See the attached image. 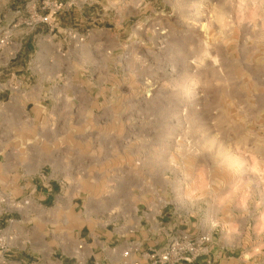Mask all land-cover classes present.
Wrapping results in <instances>:
<instances>
[{
	"label": "rangeland",
	"instance_id": "rangeland-1",
	"mask_svg": "<svg viewBox=\"0 0 264 264\" xmlns=\"http://www.w3.org/2000/svg\"><path fill=\"white\" fill-rule=\"evenodd\" d=\"M38 25L52 61L33 52ZM1 39L0 102L27 104L20 131H51L54 104L39 179L55 177L61 216L30 221L36 192L0 189V229L21 232L5 258L38 261L56 225L129 223L145 252L195 243L181 264H264V0H0Z\"/></svg>",
	"mask_w": 264,
	"mask_h": 264
},
{
	"label": "crops",
	"instance_id": "crops-1",
	"mask_svg": "<svg viewBox=\"0 0 264 264\" xmlns=\"http://www.w3.org/2000/svg\"><path fill=\"white\" fill-rule=\"evenodd\" d=\"M37 27H39L36 29L37 33L30 37V42H34L35 47L33 52L35 54L45 53L47 60L52 61L50 60L53 59L50 57V49L52 42L55 40V34H51L45 26L38 25ZM41 37L47 39V45H40L41 40L39 39ZM9 44L8 42L0 43V55L10 54L11 47ZM48 74L49 69L47 68L46 72L40 75V79L42 80ZM37 83L38 80L36 79L35 84ZM1 86L2 83H0V89ZM10 96L9 94L7 101L10 100ZM5 102H0V133H2L0 134V148H4L7 141L9 147L3 152L2 161L0 160V189H6L5 194L8 197L13 196L12 190L14 189H30L32 193L35 191L38 196L33 195L30 197L27 207V219L35 221L38 217L40 222L58 220L61 216L49 212L51 206L47 205L48 202L55 201L58 186L55 177L48 176L46 177L47 181L39 179L41 176L44 177L41 168L51 163V152L55 148L54 104L51 105L50 110L44 116L47 123L52 125L51 131L47 127L44 129L39 128L37 122L35 130L24 132L20 131L21 125L32 124L30 117L25 114L27 104H4ZM18 128L19 131H17ZM0 153H2L1 150ZM53 169L52 167L51 170ZM77 187L78 183L72 182L71 188L76 189ZM38 190L41 191L38 192ZM118 204L116 207H112L111 210H122L123 205ZM99 208H103L101 204L89 203L85 208V211L87 210L86 215H92ZM121 216L123 220H126V218L132 220V217ZM89 218L91 219V217ZM128 225L129 223H126L125 227L119 231L115 228L108 229L100 225V230L96 233H92L88 226L84 224L75 229L70 228L67 224L56 225L55 241L47 242L44 245L46 246L44 249L45 254H42L38 261L31 264H152L151 253L145 252L141 248L137 238H133L134 228ZM39 231V238H44L46 232L43 229H39ZM0 234L3 237L2 245L4 246V249H0V264L17 263L18 261L4 257L9 256L8 253L15 246L14 242L21 235L16 227V220L9 219L7 227L0 229ZM29 239H32V236H29ZM29 247L34 248L35 246L29 242Z\"/></svg>",
	"mask_w": 264,
	"mask_h": 264
},
{
	"label": "built area",
	"instance_id": "built-area-1",
	"mask_svg": "<svg viewBox=\"0 0 264 264\" xmlns=\"http://www.w3.org/2000/svg\"><path fill=\"white\" fill-rule=\"evenodd\" d=\"M36 20L49 24L51 21V14L38 15ZM3 43V39L0 40ZM3 237L0 234V249H4L2 245ZM207 237L202 236L198 242L207 241ZM198 254L197 246L195 243L186 242L180 244L176 239H171L166 246L157 252L150 254L152 264H177L181 261H190Z\"/></svg>",
	"mask_w": 264,
	"mask_h": 264
}]
</instances>
